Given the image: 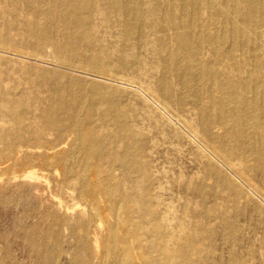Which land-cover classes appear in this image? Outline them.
Listing matches in <instances>:
<instances>
[{
  "label": "bare ground",
  "instance_id": "obj_1",
  "mask_svg": "<svg viewBox=\"0 0 264 264\" xmlns=\"http://www.w3.org/2000/svg\"><path fill=\"white\" fill-rule=\"evenodd\" d=\"M89 68L188 128L217 180L182 172L188 220L162 200L155 139ZM0 120V207L30 264H264V0H0Z\"/></svg>",
  "mask_w": 264,
  "mask_h": 264
},
{
  "label": "rangeland",
  "instance_id": "obj_2",
  "mask_svg": "<svg viewBox=\"0 0 264 264\" xmlns=\"http://www.w3.org/2000/svg\"><path fill=\"white\" fill-rule=\"evenodd\" d=\"M89 69H88V72L102 76L103 78H99V79H98V77H96V78L95 77L94 78L93 77H87V78L88 79H94L96 81L99 80L101 82L105 81L104 83L110 84L109 85V88H110L109 92L112 93L113 98L117 101H123V103L125 104V107H123L122 110L125 112H128V113H131L138 120L139 126L141 127L140 130L142 131V133L144 134V136L146 138L155 139L156 146H158L157 149L159 152L158 153L159 159H158L157 166H158V173H159L158 178H159V181L163 187L160 189L161 190L160 193L162 194V197H163L162 200L165 203L170 204V208H171L170 210L171 211H170L169 215H171L173 217V219H174L173 224L174 225L175 224L178 225L180 223V221L188 220L189 216H187V214L185 213V204L187 201H186V198L184 197V195L181 193V189H180V186L178 183V179L180 178V175L182 174V172H184V173L186 172L187 174L193 175L196 178H198V177L199 178H201V177L202 178H208V179H206L207 180L206 181L207 186H209L210 188L211 187L217 188V180L216 179L214 180L212 178L210 179L209 173L205 172L203 166H201V164H200L199 157L196 155V151L194 150L195 144H193V143L191 144V142L189 141L190 135L187 134L189 132L188 128L184 127L183 125H180L181 123L179 124V122L177 124V121L174 120V119H176V117L173 116L174 114L172 112H171V115L173 116V118L175 117L173 120H169L167 118V120L169 121L168 122L167 120H165L166 118H163V119H161L162 122H159L160 119H158V118L160 117V114L162 111L157 106H156V109L154 106H152V107H154L156 112L158 110L159 111L157 113L155 112V114H154L155 116L153 115V117L150 120V116L146 115V110H145V108H146L145 104H148V103H145V100L147 99L146 101H148L150 98V95L142 94V92L137 91L140 87L139 84H134V86H133L132 85L133 83L129 82V83H131V85H130L129 83H127L128 81H126L125 79L123 81L122 78H116V77L113 78V76L110 75V79H118V80L120 79L119 81L122 80L121 82H119L117 80L119 83V85H118L116 80H112V81L106 80L107 77L109 79V75H106L104 73V71L97 70V69L96 70L95 69L89 70ZM116 71H119V70H116ZM114 84H116L118 86H115ZM122 86H123V88H122ZM125 86H126V88L129 86L131 89H129V87L126 89ZM133 87H135L137 90ZM177 87L176 88L179 91L180 86H177ZM132 88H133V90H132ZM128 90H130V91H128ZM132 91H135V93ZM136 92L141 93L140 94L141 97L139 95H136ZM145 96H148L149 98H147ZM128 98L130 100H127ZM143 99H144V101H143ZM151 99H152V97H151ZM151 99L149 101L150 105L154 104ZM151 102H152V104H151ZM140 109H142V110L140 111ZM101 111L104 113L107 112L110 115L115 114L114 109H111L110 106L103 107L101 109ZM160 118H162V117H160ZM170 121H173V122H170ZM144 122H145V124H144ZM154 122H156V123H154ZM169 123L170 124L172 123L173 125L172 124L170 125ZM158 124H161L162 126L158 125ZM1 125H3V123L0 120V127H1ZM177 127H178V129H177ZM144 128H146V129H144ZM147 129H148V132L146 133ZM183 129L186 130V132ZM184 133L186 135H189V136H187V137H186V135L184 136ZM74 137L75 136H73L71 140H73ZM186 139H188V140H186ZM70 143H71V141L66 146H64L62 149H67L70 146ZM2 147L3 146L1 145L0 149H2ZM199 166H201V167H199ZM164 173H165V175H164ZM199 174H200V176H199ZM43 175H44V177H42V179L40 178L39 180H36L33 183L39 182V184L41 183L44 186L46 183H48L47 181H50L51 185H52L57 180V177L54 174L44 172ZM8 176H9L8 173H2V171H0V178H2L1 179L2 181L0 180V182H1L0 187L4 184V182L6 181ZM27 182H29V181H27ZM44 182H45V184H44ZM177 190H178V193H177ZM27 193L31 197V199L35 202V204H37L38 208H40L41 205L44 206L42 192H38L33 187H30V188H28ZM221 195H222V197L227 198V199H229V197H230L229 194L227 192H224V191L221 192ZM234 207H236V208L231 207V209L234 212L238 213L237 210H239V213L241 211L243 212V213H241L242 218L244 219L243 222L247 221V217L250 214L246 211L239 209L237 202H236V205H234ZM78 210H82V208L79 207ZM221 211H223V209ZM250 211H251V208H250ZM0 227H2L6 231L8 230L7 234H8V244H9L8 249L0 248V250H1L0 251V259L2 258V256H5V259H4L5 261H3V260L0 261V264H30L31 261L28 258L27 252L26 251L23 252L21 247L17 246L15 243L12 242L13 237L11 236V232H13L14 229H19L18 224H16V223L14 224L13 216L12 215H6L1 210V207H0ZM2 228H0V230H3ZM6 231H5V233H6ZM66 234L68 236H71L70 232H68V231L66 232ZM256 237L259 241H261V239L264 238V232L262 230H258ZM259 241L256 242V246H257V253L259 252L258 257L260 260V258H261L260 256H262V254H264V249L261 247ZM0 247H2L1 241H0ZM94 250H96L95 247H94ZM261 251H263V252H261ZM68 258H69L68 253H65L64 256L60 260V264L61 263L62 264H69L70 258L69 259ZM92 261L96 262V259L92 258ZM136 264H141V260L138 257L136 259ZM202 264H204V263H202Z\"/></svg>",
  "mask_w": 264,
  "mask_h": 264
}]
</instances>
